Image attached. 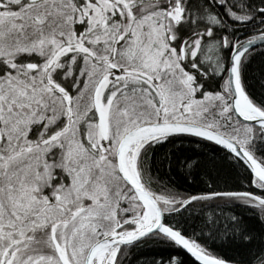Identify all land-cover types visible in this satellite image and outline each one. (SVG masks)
<instances>
[{
    "label": "snow or ice",
    "instance_id": "1",
    "mask_svg": "<svg viewBox=\"0 0 264 264\" xmlns=\"http://www.w3.org/2000/svg\"><path fill=\"white\" fill-rule=\"evenodd\" d=\"M0 264H264V0H0Z\"/></svg>",
    "mask_w": 264,
    "mask_h": 264
},
{
    "label": "trees",
    "instance_id": "2",
    "mask_svg": "<svg viewBox=\"0 0 264 264\" xmlns=\"http://www.w3.org/2000/svg\"><path fill=\"white\" fill-rule=\"evenodd\" d=\"M261 59L262 58L258 57L253 63L252 69L250 70L251 82L256 86L257 91L260 90V84L258 83V80L260 75L259 69L261 66ZM193 187H199V185H193ZM246 220L249 226L257 233H259L262 230V225L258 222V220L248 216H246ZM221 251L222 254L225 255L226 257L240 258L241 256H247L248 254V250L246 248L229 246L227 244L224 245ZM145 255H148V253H146Z\"/></svg>",
    "mask_w": 264,
    "mask_h": 264
}]
</instances>
